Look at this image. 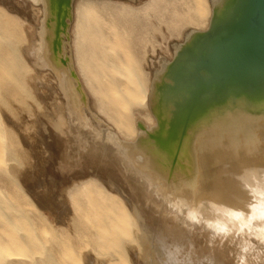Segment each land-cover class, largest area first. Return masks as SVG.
Returning a JSON list of instances; mask_svg holds the SVG:
<instances>
[{
    "label": "bare ground",
    "instance_id": "6f19581e",
    "mask_svg": "<svg viewBox=\"0 0 264 264\" xmlns=\"http://www.w3.org/2000/svg\"><path fill=\"white\" fill-rule=\"evenodd\" d=\"M29 1L30 8L41 3L30 53L40 67L51 71L63 94L53 96L62 98L58 114L71 137L60 156L69 164L92 145L93 154L108 158L112 165L94 160L90 165L106 174L123 171L130 188L136 186L140 192L134 200L123 186L107 178L109 188L94 174L67 185L79 243L94 241L108 247L107 264H128L121 241L138 238L149 244V263L168 264L155 252L152 242H156L168 261L189 264L169 249L161 225L170 220L187 243L195 237L192 225L200 223L202 236L210 240L209 253L225 255L219 264H264V249L254 259H247L243 252L256 244L264 246V0H141L138 7L129 4L131 0ZM3 11L0 90L9 93L15 84L32 98L23 81L27 72L22 67L27 64L17 45L22 37L20 17L11 18ZM166 11L173 14V24L193 27L171 45L176 54L164 70L148 77L141 63L145 58L142 42L148 29L157 30L153 18L162 23ZM114 13L137 22V34L129 39L107 18L94 20ZM163 60L160 57L159 67ZM88 97L90 107L101 117L87 113ZM5 98L0 91V154L15 131L7 127L1 112L6 110ZM102 119L117 133L111 136L102 130L98 138L102 141H85L84 133L103 129ZM91 124L97 128L83 127ZM0 165L5 168L3 160ZM32 194L36 205L49 211L38 194ZM13 209L8 214L0 206V229L6 236H0V264H10L4 260V251L10 248L26 253L28 264H84L79 249L67 239L70 235L66 238L57 228L49 232L66 263L44 251L37 232L41 228L44 238L48 229L43 222L67 226L60 223L61 216L29 218L18 205ZM17 223L24 236L17 233ZM22 243L40 256L32 258ZM151 252L157 260L151 259ZM90 259L86 264H93ZM17 264L27 262L20 259Z\"/></svg>",
    "mask_w": 264,
    "mask_h": 264
},
{
    "label": "rangeland",
    "instance_id": "374dc122",
    "mask_svg": "<svg viewBox=\"0 0 264 264\" xmlns=\"http://www.w3.org/2000/svg\"><path fill=\"white\" fill-rule=\"evenodd\" d=\"M140 2L141 0H131L129 1V4H133V6L135 5L138 7L140 6ZM31 4L33 3L29 0H0V6L9 12L8 15L11 18H15V16L22 18L20 19L17 17L18 24L22 26V37L18 41L17 45L18 51L23 57L22 60H24L25 64H27V66L22 67V71L27 72L28 74L23 77V81L25 82V85L30 93L33 95L32 98L27 96L15 84L13 85L14 88H12L14 89V92L10 91L8 93L3 89L0 90L1 93L7 97L5 98L6 110H1L2 115L4 118H6L5 121L7 127L9 128L10 126V128H15V131H11V134L7 139V143H5L3 146V154H0V160H3L5 163V168L0 165V206L4 210L7 209L5 211L8 214H12L14 212L13 205H18L20 212L26 214L29 218H34L37 214L44 215L48 219H52L50 214L53 215L54 218L61 216L63 219L61 218L60 223H64V225L67 226L58 227V225L56 226V224L53 222L50 224L43 222L45 226L44 228L48 229V231L44 233V238L40 232L41 228L38 227L40 230H38L37 233L41 244L43 245L44 251L51 257L58 258V260L61 262L63 260V263H66L67 261V259L63 257L60 252H58L59 249L58 246H56L57 243L52 239L53 235H50L51 231L49 232V228H57L65 233L66 238L70 235L67 239H70V243H72V245H74L77 250L79 249L78 251L81 257L80 259L84 264H86L85 260H89V258H91L90 261H93V264H107L110 260V252L108 247L99 246V243L94 241H89V243L86 245L81 241L79 243V240L76 238L74 234V225L71 219L73 218L74 213L72 204L69 202L66 193L67 185L71 184L73 180L75 181L94 174L93 176H97L99 178L102 177L105 180V185L109 188L112 187L106 180L107 178L116 182V184L120 187L123 186L125 189V194L132 195L134 200H137L140 192H137L136 186L130 188L131 183L127 179V176L124 175L123 171L120 172L118 170V172L115 173L111 171L108 172L111 174H106L103 170H100L98 167L96 168L95 165H90V162L93 160L102 163V165H112L111 160L108 158L105 159L100 155L93 154L91 151L92 145L89 147L85 146V150H83L85 154L81 158H77L69 164L65 163V157L60 156L64 149V144L68 141V138L71 137V134L67 131L64 132V128L62 126L66 127V121L63 120L61 114H58L61 112L62 98H54L53 95H55L56 92L58 95L61 94L63 96V94L57 87L55 77L47 67H40L35 62L33 55L30 53L32 51L30 50L31 44L35 43V28L38 21V16H41L39 10L41 3L37 2L35 7L33 6L30 8ZM4 9L0 8V12H4ZM183 9L184 8L181 10ZM164 15V21L162 23H157L158 21L153 18V21L156 22L158 26L157 30H154L152 33L151 30L148 29V33L145 34V39L142 42L143 47L141 53L145 55L144 59H147L148 62H146L144 59H141V63L148 77H150L152 72H155L156 70H164L166 64H168L176 54L174 50L172 51L173 44L182 40L184 33L188 29H191V26L193 27L192 24L187 23H179L176 25L173 24L172 20H170L173 17V14L170 11H166ZM106 16H102V18L96 17L94 20L99 23L102 19L107 18V21L110 20L116 24L115 27H118L117 31L122 34L125 33L129 39L137 34V22H130V18L124 19L125 17H122L118 13H114L111 16ZM118 16L122 19H120ZM117 18L118 22L116 23L115 20ZM121 21L122 23L126 24H120ZM123 26L125 28H123ZM205 26L206 22L201 28H204ZM126 28L129 31L131 30L130 33ZM125 30L128 32H125ZM160 57L164 58V60L161 62V67H159ZM91 102L92 99L88 97V107L86 109L87 113L91 115V118L101 117L99 113H95L94 108L90 107L92 104ZM144 110V108L141 109V111ZM137 115H135V117L138 118L139 115ZM99 122L103 128L101 130H99L94 124L83 125L85 128H97L95 131L90 133H84V136L87 137L85 141H90L91 144H93V140L94 142L102 141V139H98L103 133L102 130H104L109 135H115L117 133L114 126L106 122V120L102 119V121L100 120ZM50 131L55 134L51 136ZM53 143L56 145V147H54L55 149L52 147L49 148L48 145ZM22 192L25 193V195H23ZM32 193L38 194L39 198L43 200L45 207H47L49 211L46 209H40L41 206L39 204L38 205L40 208L36 205L34 201L35 198L33 197ZM125 196L127 199L128 196ZM30 202H32V204H29ZM127 203H129L128 199ZM67 219L68 221H66ZM170 223V220H164L161 227L163 228V231L166 232V240L169 244V249L172 251L175 250L176 255H178V259H181L182 262H187L189 264L190 262L219 264L224 261L225 255L218 256L219 254L211 255L209 253L211 250L209 244L210 240L205 235L202 236V225L200 223H194L192 225V234L195 237H192V240L189 239L190 242L187 243H185L183 237H181V234H179L175 228L171 227ZM16 226L17 233L21 234V236H24L23 227L19 226V223H17ZM61 228H63V230ZM68 230L73 232L71 234L74 235L72 236ZM0 236L6 237L5 233L1 229ZM71 238H74L73 241ZM74 240H76L78 243ZM121 243L124 246V255L128 261H126L124 256L123 258H125L124 260L126 263L156 264L152 262L149 263L148 261L147 257L149 253L147 251L150 252V250L148 249L149 244L147 242L143 243L138 238H123ZM153 244L155 247V252L157 251L156 253H158L160 256L163 255L161 260L168 264H174L173 262L168 261L167 257H164L163 252H161L160 249L156 247V245H158L156 242H152V245ZM22 245L25 246V243H22ZM263 247L264 246L262 244H256L255 246L243 252L245 253V257L247 259H254L260 256V253L264 249ZM25 248L29 249L32 258L35 259L40 256V253L35 251L32 246L26 245ZM222 248L223 246H219V249ZM149 256L154 261L157 260V255L155 253L151 252ZM20 259L25 260L27 264L30 262L26 253L24 254L23 252H17L13 248L6 249L4 251V260L10 264H17L18 260ZM231 259L232 256L230 257V260Z\"/></svg>",
    "mask_w": 264,
    "mask_h": 264
}]
</instances>
